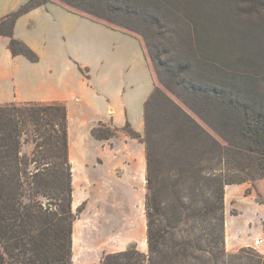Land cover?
<instances>
[{"label": "trees", "instance_id": "trees-1", "mask_svg": "<svg viewBox=\"0 0 264 264\" xmlns=\"http://www.w3.org/2000/svg\"><path fill=\"white\" fill-rule=\"evenodd\" d=\"M49 1L140 34L148 51L152 49L143 28L158 20L153 11L176 16L182 12L188 18L178 7L180 0H26L0 19L9 22L0 35L8 37L13 57L39 61L38 54L14 36V25L19 16ZM245 1L250 10L259 12L258 5L264 9V0ZM208 33L200 32L201 37L206 35L205 44L203 39L198 44L204 50V63L212 65L217 58L208 56H215ZM150 52V59L161 64L162 59ZM219 57L224 60V55ZM160 98L173 107V153L167 156L156 149L151 126L150 107ZM118 131L144 144L147 252L131 244L106 253L98 264H237L238 258L239 264H264L258 251L248 247L228 253L224 244L225 187L254 185L264 179V76L250 75L232 86L221 81L201 86L187 100H173L154 87L144 103L143 135L129 122L121 128L99 122L90 134L108 140ZM28 143L32 148L26 153L22 146ZM72 194L66 105L58 101L0 104V264H73L77 215ZM83 209L82 203L77 211Z\"/></svg>", "mask_w": 264, "mask_h": 264}, {"label": "crops", "instance_id": "crops-1", "mask_svg": "<svg viewBox=\"0 0 264 264\" xmlns=\"http://www.w3.org/2000/svg\"><path fill=\"white\" fill-rule=\"evenodd\" d=\"M24 1L0 0V18ZM34 14L43 20V15H51V12L44 5L19 16L14 36L32 48L39 61L31 62L25 57L14 59L19 57L13 58L6 49L0 60V81L7 86V76L13 72L14 60H19L24 68L21 82L24 102L58 101L66 105L72 185L79 191L75 203L72 196V208L78 206L86 194L107 187L103 180L108 177L114 179L111 183L114 192L146 193L144 144L125 134V137L108 140H98L90 134L91 128L99 122L117 128L129 122L134 130L142 131L144 103L155 86V78L141 40L120 29H71L68 22L57 29L53 25L47 26L44 20L40 34L25 31L27 25L18 29L23 17ZM91 146L95 153H91ZM232 185L225 187L224 197L226 251L233 253L250 247L264 255V217L252 229L250 217H243L234 200L227 208V191ZM241 186L246 188L247 184ZM82 213L81 221L73 224V264H97L103 252H110L106 245L112 244L103 237L105 223L101 216L93 212L92 229L88 227L91 212L86 215L84 209ZM142 225V246H139L132 222L129 237L118 250L134 244L141 252L146 251V216ZM120 234L124 238V230ZM255 240L259 243L256 244Z\"/></svg>", "mask_w": 264, "mask_h": 264}, {"label": "rangeland", "instance_id": "rangeland-1", "mask_svg": "<svg viewBox=\"0 0 264 264\" xmlns=\"http://www.w3.org/2000/svg\"><path fill=\"white\" fill-rule=\"evenodd\" d=\"M177 4L178 7H181V11L187 12L188 18H183L184 14L182 12H180V16H176L171 13L153 11L158 16V20L148 22L147 26L143 28L145 38L152 49L149 50L150 53L162 59L163 63L160 64V61L154 62L150 59L144 38L132 31V35L141 40L146 52L148 63L155 78L154 87H159L171 99L177 101L180 97H184L186 100L191 98L201 86L211 87L220 81L221 83L229 82L232 86L235 82H240L241 78L250 75H254V77L264 76V9L261 5L257 6L258 12L250 10L245 0H180ZM46 6L51 15L44 14L43 20L36 14L26 18L23 17L19 21L18 29H24V26L27 25L25 31L40 34L39 32H42L40 29L43 28L42 24H44L42 21L45 20L47 26L53 25L57 29L64 22H68L71 29L125 30L120 26L97 20L84 12L72 10L56 1H49ZM63 10L74 15H68ZM189 15H191L190 18ZM8 28V20L0 23L1 30ZM205 29L210 32L207 34H210V50L213 48L217 57L211 54H208V56L209 58H217L213 60L216 64H205L204 58L201 56L204 50L199 46L198 40L203 39L201 44L204 46V36L206 35L203 34V38L200 36V32ZM7 43L8 37L0 35V60L3 59V53L8 49ZM214 45H218V49L214 48ZM219 54L224 55L223 61L220 60ZM8 57L11 58L9 55ZM14 57V59H24V56L21 55ZM18 61L14 60L13 72L7 76V86H4L3 81H0V104L24 102V90L21 86L24 68ZM157 73L161 76V81L163 80L171 91L161 84ZM154 103L150 107L154 144L159 153L167 156L168 153H173L170 144L173 141V107L164 98H160ZM143 132L144 125L142 131L138 133L143 135ZM170 133L172 136H169ZM124 134V132L119 131L112 138L125 137ZM31 148L32 145L29 143L22 146V150L26 153H29ZM90 148L91 153H95L94 147L91 146ZM107 169L109 170L108 166ZM113 180L111 177L105 178L103 181L107 182V187L86 194L85 199L79 204H84V209L87 211L86 215L91 212V219L88 222L89 228L93 229V212L99 214L105 223L103 237L106 242L112 245H106L110 252H103L100 260L106 253L122 251L118 249L128 239L132 222L139 238V246H142L140 225L143 226V218H145V192L139 194L114 192L111 187ZM241 184H233L228 188L226 205L229 208L231 200H234L243 217H250L253 229L255 225L257 226L259 219L264 217V179L258 180L254 185L245 183L247 184L246 188ZM247 190L249 192H246ZM72 196L75 203L79 198V191L76 187L73 189ZM79 205L73 208L77 215L74 223L78 220L81 221L84 215L82 213L84 209L77 211ZM120 221L121 224H119ZM122 230H124V238L120 234ZM111 241H114V243ZM238 260L239 258L235 261L237 264H239ZM240 264L245 263L240 261Z\"/></svg>", "mask_w": 264, "mask_h": 264}, {"label": "built area", "instance_id": "built-area-1", "mask_svg": "<svg viewBox=\"0 0 264 264\" xmlns=\"http://www.w3.org/2000/svg\"><path fill=\"white\" fill-rule=\"evenodd\" d=\"M255 243H256V244L259 243V240H255Z\"/></svg>", "mask_w": 264, "mask_h": 264}]
</instances>
